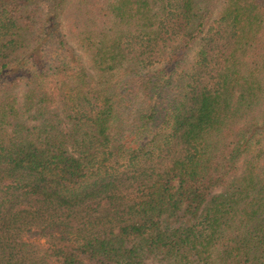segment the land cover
Returning <instances> with one entry per match:
<instances>
[{
    "label": "trees",
    "instance_id": "16d2710c",
    "mask_svg": "<svg viewBox=\"0 0 264 264\" xmlns=\"http://www.w3.org/2000/svg\"><path fill=\"white\" fill-rule=\"evenodd\" d=\"M221 5L0 0V264H264V0Z\"/></svg>",
    "mask_w": 264,
    "mask_h": 264
},
{
    "label": "rangeland",
    "instance_id": "374dc122",
    "mask_svg": "<svg viewBox=\"0 0 264 264\" xmlns=\"http://www.w3.org/2000/svg\"><path fill=\"white\" fill-rule=\"evenodd\" d=\"M222 3V0H194V13L199 15L202 11L208 9L211 12V17L212 15H214L215 13H217L218 9ZM197 20L194 19V22ZM46 49V47H45ZM47 51V50H45ZM49 51V50H48ZM61 52V51H59ZM74 52L76 53L77 56H79V59L81 61H85V57L83 55V53L79 50H77L76 48H74ZM63 53V52H61ZM50 56V53L48 54ZM191 56V54H190ZM15 92H18V95L21 93V89H17ZM162 262L159 261H148L147 264H161Z\"/></svg>",
    "mask_w": 264,
    "mask_h": 264
}]
</instances>
